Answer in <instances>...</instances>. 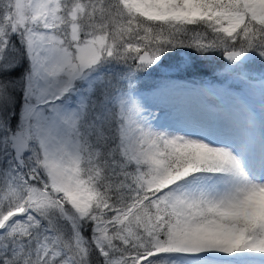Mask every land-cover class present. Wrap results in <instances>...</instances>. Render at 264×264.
<instances>
[{"label":"snow or ice","instance_id":"snow-or-ice-1","mask_svg":"<svg viewBox=\"0 0 264 264\" xmlns=\"http://www.w3.org/2000/svg\"><path fill=\"white\" fill-rule=\"evenodd\" d=\"M0 264H264V0H0Z\"/></svg>","mask_w":264,"mask_h":264}]
</instances>
